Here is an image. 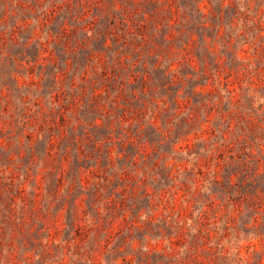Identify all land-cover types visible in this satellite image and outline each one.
<instances>
[{"label": "rangeland", "instance_id": "obj_1", "mask_svg": "<svg viewBox=\"0 0 264 264\" xmlns=\"http://www.w3.org/2000/svg\"><path fill=\"white\" fill-rule=\"evenodd\" d=\"M0 264H264V0H0Z\"/></svg>", "mask_w": 264, "mask_h": 264}]
</instances>
